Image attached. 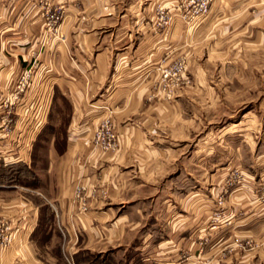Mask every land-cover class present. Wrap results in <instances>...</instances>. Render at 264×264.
Segmentation results:
<instances>
[{"label":"rangeland","instance_id":"obj_1","mask_svg":"<svg viewBox=\"0 0 264 264\" xmlns=\"http://www.w3.org/2000/svg\"><path fill=\"white\" fill-rule=\"evenodd\" d=\"M28 16L22 56V38L0 28V85L11 80L0 87V206L20 212L0 210V255L27 236L21 208L32 201L43 213L30 235L40 260L86 264L67 260L46 206L60 190L57 153L74 137L72 104L57 88L46 113L54 88L42 86L41 106L33 94L60 77L58 48L90 32L91 66L109 53L106 84L79 121L91 150L115 152L135 123L173 148L156 168L157 197L134 203L141 225L129 240L170 242L158 253L173 264H264V0H31ZM138 43L157 49L134 54ZM15 61L25 65L12 73ZM19 104L32 113L16 118Z\"/></svg>","mask_w":264,"mask_h":264},{"label":"crops","instance_id":"obj_2","mask_svg":"<svg viewBox=\"0 0 264 264\" xmlns=\"http://www.w3.org/2000/svg\"><path fill=\"white\" fill-rule=\"evenodd\" d=\"M30 6L31 0H0V28H6L5 38L7 40L22 38L21 48L14 50L18 56L26 52L25 40L29 38L26 30L30 28L28 16ZM138 33L130 31L128 35L137 38ZM76 39L77 42L71 46V51L62 46L58 48L60 58L55 64V71L60 77L55 73L54 77L41 80L37 95L35 92V95L33 94L34 98L39 95L41 106L44 104L41 91L43 85L44 88L47 86L54 88V91L50 92L52 95L53 93L55 95V89L60 88L68 95L73 110L71 126L74 137H69L63 153H57L60 159H55L60 174L58 182L60 190L46 202L51 216L50 230L62 232L64 235L63 252L67 260L71 256L86 264H173L168 257L159 258L158 253L160 244L166 243V247L171 244L170 242L129 240L131 232L141 225L134 215L135 213L142 215V208L136 209L134 203L142 198L157 197L158 187L154 186L155 191L151 193L153 189L151 184L158 181L156 168L165 161L169 162V154L173 148L151 136L149 130L145 129L148 131L147 135L144 125L135 123L123 126L120 143L115 152L91 150L90 144L84 140L88 133H83L84 129L79 126V121L86 117L85 113L88 114L87 103L90 96L97 93L96 87L106 84V56L109 53L104 51L100 54L99 63L97 62L93 68L90 64V32L80 34V38ZM154 48L157 49L155 44L151 43L143 50L138 43L134 46V54L140 52L151 57ZM130 49L132 50L129 47V51ZM69 54H73L74 57ZM100 60L103 64H100L102 63ZM120 61L122 63V60ZM136 62L137 60L128 61V64L138 66ZM24 65L25 63L15 61L7 70L13 73ZM10 82V79H4L0 87L5 88ZM54 95H50L51 99L46 98L45 105H48L46 113L49 112ZM20 104L16 108L15 117L18 119L32 113L24 104ZM118 109V115L129 113L127 106ZM79 186L84 187L87 211H82V202L76 197ZM24 203L19 228L28 231V234L20 240L16 238L12 246L0 255V264H44L37 256L36 243L30 240L31 232L42 224L41 203L37 206L32 201L30 204ZM12 205L4 204L6 208L0 206V210L14 218L16 214L19 216L20 212L14 208L11 210ZM83 256L87 257L82 258Z\"/></svg>","mask_w":264,"mask_h":264},{"label":"built area","instance_id":"obj_3","mask_svg":"<svg viewBox=\"0 0 264 264\" xmlns=\"http://www.w3.org/2000/svg\"><path fill=\"white\" fill-rule=\"evenodd\" d=\"M111 137H114V134L111 135ZM76 197L80 199L82 202L81 209L82 211H86L88 209V205L85 201V193H84V187L79 186L76 190Z\"/></svg>","mask_w":264,"mask_h":264},{"label":"trees","instance_id":"obj_4","mask_svg":"<svg viewBox=\"0 0 264 264\" xmlns=\"http://www.w3.org/2000/svg\"><path fill=\"white\" fill-rule=\"evenodd\" d=\"M3 172V171H2ZM8 180V179H7ZM0 181H3L2 177L0 176ZM51 218V217H50Z\"/></svg>","mask_w":264,"mask_h":264}]
</instances>
